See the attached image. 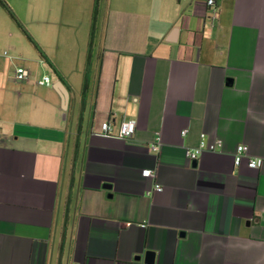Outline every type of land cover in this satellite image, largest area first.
<instances>
[{
  "label": "crops",
  "instance_id": "1",
  "mask_svg": "<svg viewBox=\"0 0 264 264\" xmlns=\"http://www.w3.org/2000/svg\"><path fill=\"white\" fill-rule=\"evenodd\" d=\"M7 2L0 264H264V0H99L89 70L96 0Z\"/></svg>",
  "mask_w": 264,
  "mask_h": 264
},
{
  "label": "built area",
  "instance_id": "2",
  "mask_svg": "<svg viewBox=\"0 0 264 264\" xmlns=\"http://www.w3.org/2000/svg\"><path fill=\"white\" fill-rule=\"evenodd\" d=\"M207 6L210 8H216L218 5V0H204ZM7 53V52H5ZM30 74V71L27 66L19 64L16 68V77L19 80H25ZM52 79L50 75L46 74L43 77L39 79L40 84H51ZM137 126V120L136 119H124L119 127V136L124 139H131L134 136L135 130ZM103 127V133L105 135H114L113 127L110 122V120L103 122L102 124ZM1 142V139H0ZM221 142H208L205 140L204 135L203 139L201 140L200 144L195 147H189L187 148V155L189 159L194 162L196 161L201 154L204 151H214L217 148V145L220 144ZM153 149H158V144H152ZM235 163L237 165H240L243 160L246 158L247 159V164L249 167L252 168H259L264 164V157H257V156H252L250 154V147L248 144L242 143L239 144L236 148L235 154ZM147 175L149 176H154L155 171L151 168H147L144 171ZM156 191L162 190V185L160 183H156L155 189Z\"/></svg>",
  "mask_w": 264,
  "mask_h": 264
},
{
  "label": "trees",
  "instance_id": "3",
  "mask_svg": "<svg viewBox=\"0 0 264 264\" xmlns=\"http://www.w3.org/2000/svg\"><path fill=\"white\" fill-rule=\"evenodd\" d=\"M0 5L9 13V15L15 20V22L18 24V26L25 32L27 37L30 39L32 43L35 44V46L40 50L42 57L51 65L53 66V63L49 60L48 56L43 52V50L38 45L36 39L33 37V35L30 33L28 28L24 25V23L20 20V18L17 16L13 8L10 6V4L7 2V0H0ZM98 13H99V0H96L95 8H94V14H93V21H92V31H91V39L89 42V50H88V58H87V69L89 70L90 65L92 63V57H93V41H94V33L96 30V25L98 21ZM89 78L86 76L85 83H84V90L88 87Z\"/></svg>",
  "mask_w": 264,
  "mask_h": 264
},
{
  "label": "water",
  "instance_id": "4",
  "mask_svg": "<svg viewBox=\"0 0 264 264\" xmlns=\"http://www.w3.org/2000/svg\"><path fill=\"white\" fill-rule=\"evenodd\" d=\"M228 81H229V82H232V78H228ZM195 163H196V161L193 162V164H195ZM104 186H105V187H111L109 183H105ZM138 257H139V256H138ZM147 257H148V259H151V260H152V252H151V251H149V252L147 253ZM148 259H147V261H149Z\"/></svg>",
  "mask_w": 264,
  "mask_h": 264
},
{
  "label": "rangeland",
  "instance_id": "5",
  "mask_svg": "<svg viewBox=\"0 0 264 264\" xmlns=\"http://www.w3.org/2000/svg\"><path fill=\"white\" fill-rule=\"evenodd\" d=\"M16 13V12H15ZM17 14V13H16ZM17 16L19 17V15L17 14ZM11 17V16H10ZM12 18V17H11ZM20 18V17H19ZM13 19V18H12ZM21 20V18H20ZM13 21L15 22V20L13 19ZM22 21V20H21ZM23 22V21H22ZM24 23V22H23ZM24 25L27 27V25L24 23Z\"/></svg>",
  "mask_w": 264,
  "mask_h": 264
}]
</instances>
